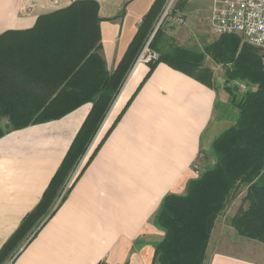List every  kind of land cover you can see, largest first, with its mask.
<instances>
[{
    "label": "crops",
    "instance_id": "crops-1",
    "mask_svg": "<svg viewBox=\"0 0 264 264\" xmlns=\"http://www.w3.org/2000/svg\"><path fill=\"white\" fill-rule=\"evenodd\" d=\"M72 1L0 0V60L12 61L0 70L1 78L6 77L1 86L13 87L15 97L22 88L36 89V83L25 75L24 53L14 48L21 35L14 31L32 28L40 14ZM97 1L100 54L113 71L155 0ZM148 71V63L131 70L70 191L6 264H158L155 244L164 231L155 224V215L166 194L185 193L188 182L214 162L202 151L216 137L204 142L219 119L221 94L165 62L156 65L136 93ZM92 105L84 102L59 119L0 138V249L39 202ZM246 193L247 186H240L217 217L205 264H264V244L240 235L232 223L240 207L247 206Z\"/></svg>",
    "mask_w": 264,
    "mask_h": 264
},
{
    "label": "trees",
    "instance_id": "trees-1",
    "mask_svg": "<svg viewBox=\"0 0 264 264\" xmlns=\"http://www.w3.org/2000/svg\"><path fill=\"white\" fill-rule=\"evenodd\" d=\"M167 1L153 2L113 71L107 69L100 54L102 19L97 0H74L66 7L40 14L32 28L14 31L21 35L14 48L24 53L21 64L28 82H35L36 89L22 88L15 97L13 87L1 86L6 77L2 79L0 73V138L16 129L59 119L84 102L93 105L39 202L1 247L0 264L13 258L60 206L55 203L65 181L96 136ZM164 31L159 26L151 40L150 47L159 57L148 63L149 71L136 93L159 62L217 90L214 69L206 64L210 58L224 67L225 90L237 109L235 120L215 137L209 149L202 151L214 162L188 182L185 193L166 194L155 215V224L164 231L155 244L158 264H205L216 219L240 186H247L243 199L247 206L240 207L232 223L240 235L264 244L263 50L237 33L218 35L204 48L195 50L176 44ZM11 62L9 57L0 60V70ZM236 82L246 86L239 97Z\"/></svg>",
    "mask_w": 264,
    "mask_h": 264
},
{
    "label": "rangeland",
    "instance_id": "rangeland-1",
    "mask_svg": "<svg viewBox=\"0 0 264 264\" xmlns=\"http://www.w3.org/2000/svg\"><path fill=\"white\" fill-rule=\"evenodd\" d=\"M166 10L167 13L164 15ZM213 10L214 0H168L157 25L161 22L159 26L162 25L165 30L164 32H166L168 36L173 37L174 39L172 40L176 44L195 50L202 49L207 43L213 41L218 36L213 26ZM159 26H157V28H159ZM206 64L214 69L216 88L218 93L221 94V100L218 108V118L220 120L218 119L213 127L205 134L204 142L210 141V139L212 140L213 136H217L220 131L229 126L237 116V109L231 100V95L225 90L224 67L221 64H215L210 58L206 60ZM236 84L239 85L237 82ZM232 85H234V82H232ZM244 90L245 88L239 85V89L236 91L238 97ZM222 118L226 123L224 121L222 122ZM93 143L94 139L87 148V156L92 149ZM209 147H206V149ZM77 177L78 174L76 178Z\"/></svg>",
    "mask_w": 264,
    "mask_h": 264
},
{
    "label": "built area",
    "instance_id": "built-area-1",
    "mask_svg": "<svg viewBox=\"0 0 264 264\" xmlns=\"http://www.w3.org/2000/svg\"><path fill=\"white\" fill-rule=\"evenodd\" d=\"M166 13L167 10L164 15ZM157 26L156 30L158 29ZM213 26L216 35L237 33L246 42L260 47L263 50L264 67V0H214ZM156 30L146 41L136 58L134 67L139 63H149L159 57V53L150 47ZM240 86L246 87L244 83H240ZM86 156L85 153L65 181L57 197L55 206L60 204L70 191ZM195 169L199 173L200 169L197 164L195 165Z\"/></svg>",
    "mask_w": 264,
    "mask_h": 264
},
{
    "label": "water",
    "instance_id": "water-1",
    "mask_svg": "<svg viewBox=\"0 0 264 264\" xmlns=\"http://www.w3.org/2000/svg\"><path fill=\"white\" fill-rule=\"evenodd\" d=\"M156 30V29H155Z\"/></svg>",
    "mask_w": 264,
    "mask_h": 264
}]
</instances>
